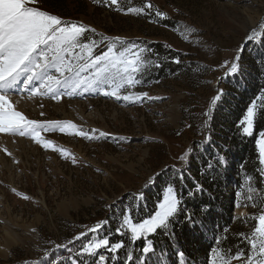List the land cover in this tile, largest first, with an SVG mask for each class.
<instances>
[{
    "label": "rangeland",
    "instance_id": "1",
    "mask_svg": "<svg viewBox=\"0 0 264 264\" xmlns=\"http://www.w3.org/2000/svg\"><path fill=\"white\" fill-rule=\"evenodd\" d=\"M137 2L143 7L151 3V14H126L128 8H141ZM38 6L94 28L97 39L120 37L142 46L141 41H161L191 53L208 67L207 86L195 96L197 91L177 77L121 91L157 98L138 103L95 93L64 96L59 102L27 92L13 94L16 109L29 119L72 121L86 132L95 129L96 135L103 131L125 139L86 140L58 131L42 133L70 151L77 160L73 164L71 157L44 149L29 136L0 133V264H39L52 252L66 251L56 245H68L81 232L87 234L78 240L94 241L96 234L88 228L105 220L124 196L138 195L166 166H182L185 161L179 157L189 153L194 138L192 125L182 123L184 111H191L187 103L203 98L210 105L221 76L228 71L224 62L230 67L244 49L246 37L264 27V0H118L114 6L106 0H39ZM157 10L165 14L163 18L155 15ZM241 189L233 216L244 218L254 211L258 219L264 208L256 205L257 190L247 177ZM25 195L28 199L22 198ZM232 264L239 262L232 260Z\"/></svg>",
    "mask_w": 264,
    "mask_h": 264
},
{
    "label": "snow or ice",
    "instance_id": "2",
    "mask_svg": "<svg viewBox=\"0 0 264 264\" xmlns=\"http://www.w3.org/2000/svg\"><path fill=\"white\" fill-rule=\"evenodd\" d=\"M106 3L114 6L118 4V0H106ZM38 4L39 0H0V133L21 137L29 136L37 145L44 149L51 148L65 159L71 157L72 163L76 164L77 160L70 151L57 147L54 141L45 139L42 133L58 131L86 140L109 138L123 140L125 138L115 137L103 131L96 135L97 130L95 129L86 132L72 121L29 119L16 109L11 96L27 92L31 97L48 96L57 102L64 96H83L86 93L114 97L117 101L128 103L143 102L144 98L157 99L150 97L146 92L128 91L127 94H121L122 90L134 88L141 83L144 72L153 64V61L145 56L146 53L151 55L152 50L146 45L142 46L139 42L127 41L120 37L109 40L107 37L100 36L97 39L96 36L99 34L94 28L63 19L60 15L44 10ZM152 9L153 5L147 3L145 7L128 8L126 14L139 15L145 12L151 14ZM155 15L163 18L165 14L157 10ZM89 33L93 35L90 36ZM257 35L260 33L253 29L252 34L248 35L246 40L251 42ZM261 42H264V36L261 37ZM239 51L242 52L243 49ZM240 58L237 54L230 67L228 61L224 62L223 66L228 69L229 75H236L239 72ZM172 62L180 64L181 59L177 56ZM155 66L160 67L161 65L156 63ZM221 95L222 90L213 97V105L221 98ZM257 100L261 101L260 105L257 104ZM258 109L264 114V89L246 109L241 122L243 134L254 135ZM210 115L211 112L205 113V116ZM255 143L258 149L259 164L262 166L261 172L264 173V130L259 131ZM189 156L190 154L185 152L179 160L187 162ZM224 165H226V157L220 154H217L215 163L209 161L206 164L207 168L213 171L217 166ZM172 170L175 180L164 188L154 212L140 222H133L132 209L127 208L122 214V223L117 229V232L127 229L131 242H141L140 256L135 257L136 260H140L141 264H148L150 256L155 252V245L150 237L158 230H168L173 219L181 212L187 224L193 228L197 224L196 212L182 207L184 201L181 191L186 170L184 167L175 166ZM156 175L158 176L159 173ZM150 182L154 183L155 180L152 179ZM176 183H179L181 187H176ZM193 187L195 192L190 191L189 196L204 191L199 182H195ZM15 191L13 189V192ZM248 191L251 192L252 189L249 188ZM22 198L28 199L26 195ZM135 199H144V194L139 193ZM108 207L111 208L112 205ZM201 211L206 215L211 211V207L203 206ZM108 222L107 219L97 222L88 228V232L96 233ZM254 231L255 235L248 238L251 253L254 255L246 256L244 252H238L229 258L222 251L213 248L210 264H232V260L238 261L239 264H264V213L259 215ZM86 234L81 232L75 239L78 240ZM62 247L67 248L68 245H56L57 249ZM123 247V241L111 243L108 238L89 241L78 250L75 256L70 255L68 264H84L82 257H94V264H110V261L116 259L119 250ZM101 249H104L108 255L101 253ZM177 255L183 258L185 253L180 251ZM127 260L128 264H134L133 254H128Z\"/></svg>",
    "mask_w": 264,
    "mask_h": 264
},
{
    "label": "trees",
    "instance_id": "3",
    "mask_svg": "<svg viewBox=\"0 0 264 264\" xmlns=\"http://www.w3.org/2000/svg\"><path fill=\"white\" fill-rule=\"evenodd\" d=\"M137 3L138 7H143L142 3ZM162 24L166 23L163 21ZM262 36L264 27L260 35L244 45L243 51L239 53L241 58L236 75H229L227 71L221 76L217 94L222 90V95L215 105L212 102L209 105V101H204L203 98L199 99L200 104L199 100L196 104L187 103L191 111H184L182 123L188 128L192 125L191 133L194 138L191 141L189 160L180 166L186 170L181 195L184 201L182 207L196 212L197 224L195 228L187 224L181 212L173 219L168 230H158L153 234L150 239L155 245V252L150 256L148 264H209L213 248L222 251L229 258L238 252H244L246 256L253 254L248 238L255 235L257 216L251 211L247 217H234L233 206L237 194L240 195L242 191L244 178L247 177L251 187L257 190L256 205L264 208V173L261 172L262 166L259 164L255 143L259 131L264 130V114L258 109L253 136L243 134L241 124L250 102L264 89ZM141 43L152 50L151 55L146 53L145 56L151 59L153 64L144 72L139 86L150 87L169 79L183 77L186 85L192 91H197L195 96L204 92L208 67L203 62L195 59L191 53L182 52L161 41ZM177 56L181 59L180 64L172 62ZM156 63L161 66L156 67ZM256 102L261 104L259 100ZM196 106L199 112H196ZM207 112H211V115L205 116ZM217 154L226 157V165L217 166L215 171L208 169L207 162L215 163ZM172 169L173 166L170 165L161 169L159 175L156 173L152 178L154 183L150 182L151 179L141 188L140 193L144 194V199H135L137 195L124 196L120 201L121 205H117L106 217L108 224L95 233L94 241L108 238L111 243L124 242V247L110 264H128V254H133L134 264H141L140 260L135 259L140 256L141 242H131L127 229L121 232H117V229L127 208L132 209L133 222H140L154 212L164 188L175 180ZM195 182H199L204 191L189 196L190 191L195 192ZM176 187L180 188L181 185L176 183ZM203 206L211 207V211L206 215L201 211ZM88 242L75 240L68 244L66 251L56 248L58 254L52 252L43 264H68L70 255L75 256ZM180 251L185 253L183 258L177 255ZM100 252L108 255L104 249ZM90 258L92 257L81 259L87 264H94V259Z\"/></svg>",
    "mask_w": 264,
    "mask_h": 264
}]
</instances>
